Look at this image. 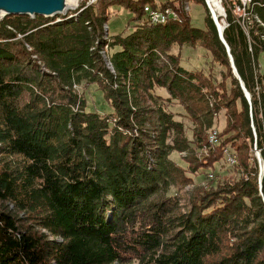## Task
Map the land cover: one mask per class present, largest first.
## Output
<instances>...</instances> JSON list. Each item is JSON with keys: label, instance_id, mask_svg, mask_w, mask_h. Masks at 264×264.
<instances>
[{"label": "trees", "instance_id": "trees-1", "mask_svg": "<svg viewBox=\"0 0 264 264\" xmlns=\"http://www.w3.org/2000/svg\"><path fill=\"white\" fill-rule=\"evenodd\" d=\"M171 3L96 0L0 20V264H264V0H250L247 20L226 4L218 17L240 80L209 15L202 28L182 9L179 22L144 15ZM113 6L131 16L105 38ZM184 46L205 48L220 78L181 66ZM82 82L111 111L87 110ZM225 151L238 176L215 180ZM198 170L212 177L179 212L169 186Z\"/></svg>", "mask_w": 264, "mask_h": 264}, {"label": "rangeland", "instance_id": "rangeland-1", "mask_svg": "<svg viewBox=\"0 0 264 264\" xmlns=\"http://www.w3.org/2000/svg\"><path fill=\"white\" fill-rule=\"evenodd\" d=\"M90 1L91 2H89V0H77V5L73 9H77L78 6L81 5L82 3H84V5H89V4L94 3L96 0H90ZM155 1L161 2L164 0H155ZM179 2H177L178 5L180 4ZM181 3L182 5L181 4L179 5L180 9L183 8L182 9L183 13L190 17L189 22H191L192 26L202 28L204 26L205 17L209 15V17L211 18L210 10L207 8L205 2L204 4H202V3L194 2L192 0H183ZM184 7H187L188 10L185 9L184 11ZM71 11L72 10H69L68 12H71ZM224 12H225V9H224ZM59 15L62 16L64 14H59ZM5 16L6 15L2 16L1 20ZM130 16L131 14L125 11L124 8L122 7L120 8V6H113L111 8L110 19L108 20V23L105 24L104 26V31L106 32L105 38L107 37L108 33L114 34V33H119L120 31H122L127 19H129ZM52 17H55V16H52ZM57 19H59V17H56V20ZM172 50L173 52H177L176 47H174V49ZM105 51L109 52V54L112 52V50H109V49L107 50L106 46L102 53L105 54ZM31 56L34 59L36 58V55L34 54H32ZM37 62H40V61H37ZM179 63L181 64V66H183L186 69H200L205 74H208L210 72L211 74H216L217 79L220 78L218 75V70L221 67L212 60L210 53L205 48H202L200 46L191 47V48L190 46H184L182 50L180 51V62ZM75 89L80 91L85 97L86 103H87V107H86L87 110H96L97 112H100L101 114L111 111L112 107H110L108 103L104 100L102 92L101 90L97 88L96 84L87 85L84 82H82L78 84L75 87ZM156 92L158 94L164 95L161 89H157ZM171 109L176 112V116L174 118L183 122L185 126V130H184L185 134L187 138L191 140L192 131H193L192 122L187 117H185L184 111L180 108V106L174 105L173 107H171ZM223 115H224V111L222 110L216 115L211 129H209L208 132H209L210 141H211V138L213 141L215 136L217 137L221 129H223L225 125V116ZM215 132L217 134H215ZM216 141L214 143H216ZM257 153L259 152L255 150V155H257ZM226 154L228 155L229 153L227 152ZM182 156H183L182 153L173 151L169 155V159L173 160L175 163L182 166L183 168H186L187 163L182 159ZM225 158L222 157V159L219 162L214 164V170H212V172L214 176H216L215 180H222V178L227 177V176H232V177L238 176L237 171L232 166L236 163V159L234 160L233 163H230V162H227V159ZM259 168H260V164H259ZM208 172L209 170L207 171L198 170L196 174L187 173L192 178L190 183L183 184V185L180 183H177L175 185L169 186L168 194L169 196L174 195L177 197V201H178L177 210L179 212L184 213L189 210L191 204L193 203V200L195 199L194 196L196 195V189L200 186H206L205 184L209 182V179H211L212 176L208 175ZM136 263H137L136 261L131 260V262L126 263V264H136Z\"/></svg>", "mask_w": 264, "mask_h": 264}, {"label": "water", "instance_id": "water-1", "mask_svg": "<svg viewBox=\"0 0 264 264\" xmlns=\"http://www.w3.org/2000/svg\"><path fill=\"white\" fill-rule=\"evenodd\" d=\"M62 1L63 0H0V12L3 13V15L14 14V15H29V16L34 17L35 15L40 14V16L52 17V16L61 14L59 13V11L62 6ZM211 18L215 24L218 37L220 41L223 43V45L225 46L226 51L229 55L230 64H231L233 73L240 80L237 70L232 61L233 59L229 52V47L223 38L222 33H223L224 26L219 22L218 17H216L213 11H211ZM240 85H241L240 88H242L244 92L245 98L250 103L249 101L250 95L248 91L246 90V88L244 87L242 81H240ZM256 158L260 164L259 179H261V176L264 171V165L263 163H261L262 159L259 153H257Z\"/></svg>", "mask_w": 264, "mask_h": 264}, {"label": "built area", "instance_id": "built-area-1", "mask_svg": "<svg viewBox=\"0 0 264 264\" xmlns=\"http://www.w3.org/2000/svg\"><path fill=\"white\" fill-rule=\"evenodd\" d=\"M250 0H217L219 7L221 9L220 13L216 14V17H225L224 12V6L225 4L229 6L233 13L237 14L238 16H241L243 19L245 18L247 20V14H246V6H248ZM89 2H91L89 0ZM207 8L210 10V13L212 10L210 4L207 2V0H204ZM223 5V6H222ZM163 10H151L150 4H145L143 6V12H152V19L149 22H160L162 20V14H169V13H175L180 14L179 6H177V1L172 0V3L168 6H165L162 8ZM220 22V21H219ZM223 26H225V22L223 19L220 22ZM227 151H225V154ZM226 159H228V162L233 163L235 160V157L231 154H226Z\"/></svg>", "mask_w": 264, "mask_h": 264}, {"label": "bare ground", "instance_id": "bare-ground-1", "mask_svg": "<svg viewBox=\"0 0 264 264\" xmlns=\"http://www.w3.org/2000/svg\"><path fill=\"white\" fill-rule=\"evenodd\" d=\"M207 2L210 4L215 15L220 13L221 9L219 7L217 0H207ZM76 5H77V0H63L59 13L64 14V13L68 12L69 9L71 10L72 8H74ZM179 5L177 4V6H179ZM246 7H248V6H246ZM179 9H180V6H179ZM181 9H183V8H181ZM185 9L188 10L187 7H184V11H185ZM151 10H163V9L151 7ZM64 15H66V14H64ZM144 15L148 21H151L152 12H144ZM2 16H4V15H3V13L0 12V20H1ZM56 16H60V15H56ZM179 17H180L179 14H176V12L175 13H169V14H162V20L160 22H151V23H155V24H162L163 23L164 24V23L169 22V21L179 22L180 21ZM103 55H104V53H103ZM215 134H217V133L215 132ZM216 138L217 137L215 136L213 141L211 138V141L215 142ZM227 162H228V159H227Z\"/></svg>", "mask_w": 264, "mask_h": 264}]
</instances>
